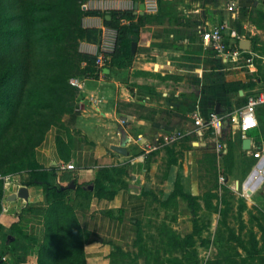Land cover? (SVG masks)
<instances>
[{"label": "crops", "instance_id": "obj_1", "mask_svg": "<svg viewBox=\"0 0 264 264\" xmlns=\"http://www.w3.org/2000/svg\"><path fill=\"white\" fill-rule=\"evenodd\" d=\"M263 1H87V8L104 11L107 19L110 10L133 11L135 17L123 21L135 24L130 35L132 63L124 68L102 65L97 76L76 78L82 98L74 121L50 128L35 150L37 162L49 172L53 183L55 172L64 184L74 183L63 198L74 206L85 235V264H116L115 253L137 236L148 191L156 183L147 174L154 151L146 153L144 142L154 143L176 131L183 133L174 144L177 159L167 183L174 185L180 178L184 189L192 193L199 191L200 168L206 156L215 153L218 139L232 141L236 168L243 164V155L264 147L262 105L257 112L258 126L245 136L230 120L243 106L238 103L240 97L264 89L263 74L249 73L253 65L245 60L252 52L264 56ZM222 22L232 46L243 49L240 42L250 41V48L244 49L237 61L217 55L207 44L209 31ZM83 24L101 29L102 41H82L81 50L98 55L101 46L110 61L116 30L105 25L101 16H85ZM227 81L245 87L228 92ZM213 110L225 116L222 134L204 128L200 133L194 119L205 118ZM244 137L250 139V149L243 147ZM115 145L126 152L117 151ZM225 154L218 155L223 167ZM68 163L75 168H68ZM260 164L264 159L256 167ZM22 185L16 182L6 188L0 213V250L7 251L9 259L16 256L18 264H36L46 242L50 202L41 184L26 185V199H10Z\"/></svg>", "mask_w": 264, "mask_h": 264}, {"label": "rangeland", "instance_id": "obj_2", "mask_svg": "<svg viewBox=\"0 0 264 264\" xmlns=\"http://www.w3.org/2000/svg\"><path fill=\"white\" fill-rule=\"evenodd\" d=\"M77 1L83 9H87L88 0ZM41 18L42 15L38 13V19ZM42 27L43 31L47 32V23ZM55 38L60 39L61 34L55 33ZM47 41L50 43V40ZM82 41L88 40L79 42L80 51H83L80 48ZM50 45L56 46L57 42H52ZM101 50L104 49L100 46ZM105 53L108 52L104 50L103 55ZM93 55L97 56V54ZM110 62L111 60H106L104 56L102 63L96 60L95 72L70 78V83L78 88V93L73 100V109L63 113L50 128L71 124L79 112L82 93L76 78H93L102 71V65H113ZM80 65L84 68L85 61H81ZM254 65L249 69V73L257 72L258 75L262 73L264 78V61L260 59L255 61ZM257 65L261 68L259 69ZM29 117L30 115L24 116V127L20 123L14 132L8 134V139L2 146V149L6 148L5 164H11L12 167L17 166L22 157L30 160L35 158V145L41 140V135L33 130L25 129V123H29ZM39 117L40 113L34 114L31 122L38 120ZM160 138L157 142L161 143ZM174 144L176 142L159 147L149 158L147 174L156 183L148 191L146 213L139 223L136 238L125 249H118L115 253V263L264 264V164L256 167L258 159L255 164H252L248 155L239 168L234 167L230 160L226 162V159L223 167L219 161V153L215 152L216 156L210 153L200 168L199 191L192 193L184 189L180 178L176 179L174 185L167 183L177 159ZM159 151L162 153H158ZM27 168L28 166L12 172H0L4 192L11 184L22 182L29 177V174L25 172ZM221 175H228L229 183L235 182L236 186L228 187L221 182ZM165 181L166 184H164ZM56 208L64 216L57 223L54 216L50 234L58 233L53 228L56 224L57 226L61 224V229L73 235L76 242L78 241V246L77 248L70 246L68 249L66 240L60 241L57 252H60L62 256L58 254L59 257L54 264H64L66 261L63 260L66 259L80 264L82 232L70 208L68 209L65 205ZM58 236L63 240L64 236L61 233H58ZM5 239L7 243L8 238ZM0 252L7 255L6 259L1 261L2 264H11V261L15 264L19 263L16 256L9 259L7 251L1 248ZM55 257L56 255H52V259ZM36 264L46 263L42 262L38 255Z\"/></svg>", "mask_w": 264, "mask_h": 264}, {"label": "trees", "instance_id": "obj_3", "mask_svg": "<svg viewBox=\"0 0 264 264\" xmlns=\"http://www.w3.org/2000/svg\"><path fill=\"white\" fill-rule=\"evenodd\" d=\"M38 13L42 15L41 19H38ZM108 13L111 16L110 19L106 18V13L102 10L83 9L77 0H0V172H12L28 166L25 172L29 174V177L21 183L43 185L50 207L47 210L46 242L40 247L39 257L46 264H54V261L62 256L60 252H57L60 241L66 240L68 249L70 246L72 248L78 246V241L76 242L73 235L61 229V224L59 226L56 224L53 230L61 233L64 236L63 240L58 233L50 234L54 216L56 223L64 216L56 207L65 205L68 209L70 208L78 223L74 206L63 198L69 187L60 180L56 172L54 176L57 180L53 183L49 172L40 166L36 157L34 160L22 157L19 164L13 167L11 164H5L6 148L2 149V146L8 139V134L14 132L20 123L24 127V116L30 115L29 123H25V129L38 132L42 137L35 145L36 150L47 130L60 119L63 113L73 109V100L78 93V88L70 83V78L97 70L94 65L98 57L80 51L79 42L88 40L100 43L102 38L101 29L83 25L84 16H101L104 18L105 25L116 30V43L111 53L113 65L124 68L132 63L134 55L130 35L134 32L135 24L131 22L127 25L123 21L131 20L135 15L132 10H110ZM46 23L48 30L44 32L42 25ZM55 33L61 34V38L56 39ZM47 40H50V43L57 42V45L51 47ZM81 61H85L84 68L80 65ZM225 87L228 92H238L245 85L241 82L227 81ZM246 101L247 96H243L238 103L241 106ZM36 113H40L39 119L31 122ZM254 133L259 134V132ZM226 143V162L230 160L233 163V143L231 140ZM212 154L216 156L215 153ZM248 155L251 163L255 164L257 158L253 154L243 155V161ZM18 166L20 167L17 168ZM1 182L0 213L5 198ZM78 226L82 232L80 264H85L83 250L85 235L79 223ZM52 255L56 257L52 259ZM3 256L4 254L1 253L0 264L4 260ZM63 261H66L64 264H76L70 259Z\"/></svg>", "mask_w": 264, "mask_h": 264}, {"label": "built area", "instance_id": "obj_4", "mask_svg": "<svg viewBox=\"0 0 264 264\" xmlns=\"http://www.w3.org/2000/svg\"><path fill=\"white\" fill-rule=\"evenodd\" d=\"M264 3V1H263ZM233 4L229 6L230 9L233 8ZM226 24L225 23H219L215 25L208 33L207 36V44L211 46L214 51L217 53V55L231 60H239L242 57V53L244 52V49H240L238 47L232 46L226 39ZM103 51L101 50L97 55V60L99 62L104 61V55ZM258 59H262L264 61V56L260 55L257 52H252L250 55L245 56V60L247 63L254 66L255 61ZM264 104V89L260 91H256L255 93H251L247 96L246 103L238 109L236 115L233 114L230 116V120L232 123H236L238 126V129L242 132V134L245 136L246 133L252 129L258 126V107L260 105ZM225 116L221 114L218 111H211L208 113V115L203 118L201 116H197L194 119V123L199 126V131L201 133L202 129H211L215 135H221L223 130ZM183 136V133L180 131H176L170 134H165L163 138H161L162 142L155 141L153 142H144V151L146 153L152 152L154 150H157L159 147L166 145L170 142H177L179 141ZM227 151V143L226 140L218 139L215 144V152H218L219 154H224ZM254 157L258 159L256 165L259 164L261 160L264 159V147L258 148L253 153ZM68 168H75V165L72 163H68L66 165ZM220 181L227 184L228 187H235L236 184L229 183L228 175H221ZM3 259H6L5 256H3Z\"/></svg>", "mask_w": 264, "mask_h": 264}, {"label": "water", "instance_id": "obj_5", "mask_svg": "<svg viewBox=\"0 0 264 264\" xmlns=\"http://www.w3.org/2000/svg\"><path fill=\"white\" fill-rule=\"evenodd\" d=\"M144 4H141V8L144 9ZM133 38H136V37H133ZM135 43L133 42L132 44V47H134ZM240 45H241V48L243 49H249L250 48V41L249 40H242L240 42ZM240 93L242 94L243 93V90H240ZM218 106V105H217ZM250 139L248 137H244L243 139V147L245 149H250ZM114 149H116L117 151H122V152H126V149L122 146H119V145H115L113 147ZM68 187H74V183H70L68 185ZM22 197V198H27L28 197V189H27V186L26 185H22L19 187L18 191L16 193H12L9 198L10 199H15L16 197Z\"/></svg>", "mask_w": 264, "mask_h": 264}]
</instances>
